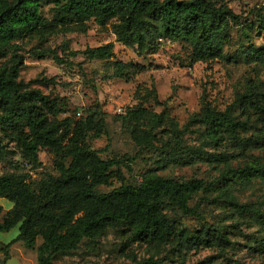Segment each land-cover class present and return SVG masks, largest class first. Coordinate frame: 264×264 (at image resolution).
Here are the masks:
<instances>
[{"label":"rangeland","instance_id":"obj_1","mask_svg":"<svg viewBox=\"0 0 264 264\" xmlns=\"http://www.w3.org/2000/svg\"><path fill=\"white\" fill-rule=\"evenodd\" d=\"M216 2L232 9L239 21L231 29L222 57L209 61L192 62L190 46L178 40H151L144 51L126 47L116 42L110 23L100 27L89 22L85 32L33 34L5 48L0 67H9L14 53L20 56L19 80L58 97L65 108L59 119L83 118L92 111L104 119L98 137L88 133V146L104 160L119 158L124 163L111 167L109 183L98 185V193L122 183L137 185L149 171L179 180L202 179L228 190L224 196L219 191L195 192L189 200L193 214H182L176 207L168 210L179 235L166 243L138 240L132 227L121 223L95 238L82 239L72 251L56 255L53 264H264V222L235 209V203L246 204L264 214V142L260 136L264 115L234 109L237 119L248 120L249 129L225 134L217 142L207 140L198 120L204 103L224 110L248 90L258 92L264 101V65L243 56V49L250 45L264 48V18L259 16L264 0ZM48 8L44 6L43 14L50 18ZM106 43L113 44V57L89 59L84 54L86 48ZM117 62L127 64L124 71H131L127 78L114 75ZM136 106L145 109L139 118L129 116ZM153 114H162L163 122L151 128ZM189 120L192 123L186 126ZM177 131L182 132L180 137ZM178 141L185 150L202 155L190 157L185 164L172 163L165 150ZM0 144L7 149L0 158V174H17L35 190L39 182L58 175L48 150L23 149L4 138L1 129ZM218 153L225 157L210 156ZM256 165L261 175L249 181L235 177L227 185L223 179L228 168ZM0 205L2 217L13 203L0 197ZM211 227L219 231L222 241L207 245L186 240ZM17 234L18 226L0 232V248ZM41 242L38 237L33 248L22 241L10 243L0 251V264H39L36 248Z\"/></svg>","mask_w":264,"mask_h":264},{"label":"trees","instance_id":"obj_2","mask_svg":"<svg viewBox=\"0 0 264 264\" xmlns=\"http://www.w3.org/2000/svg\"><path fill=\"white\" fill-rule=\"evenodd\" d=\"M44 6H49L50 18L43 14ZM259 11L264 18V5L259 6ZM238 21V14L216 0H0V57L18 39L56 31L85 32L88 23L93 22L100 27L110 23L116 42L126 47L144 51L150 48L151 40H178L190 46L192 62L209 61L222 57ZM51 54L56 57L53 51ZM84 54L89 59H109L114 56L113 44L88 47ZM243 56L264 65V48L250 45L243 49ZM19 58L14 53L12 64L0 67V129L4 138L23 149L51 152L58 175L39 182L35 190L17 174H0V197L13 203L2 217L0 205V232L18 226V234L5 248L14 241L33 248L40 237L37 262L53 264L56 255L72 251L82 239L95 238L121 223L132 227L136 239L162 244L179 235L168 210L176 207L182 214L195 213L189 200L199 190L227 195L226 188L202 179L179 180L153 171L145 173L137 185L122 183L98 193V185L109 183L111 167L124 163L119 158L104 160L88 146V133L98 137L104 130V119L95 111L83 118L59 119L57 116L65 112L61 100L19 80ZM126 65L117 62L114 75L127 78L131 71H124ZM234 109L264 115V101L258 92L248 90L238 94L224 110L204 103L198 120L207 140L217 142L225 134L249 129L248 120L237 119ZM144 112V108L136 106L129 110V116L139 118ZM161 122L162 114H153L151 128ZM191 123L189 120L186 126ZM181 133L177 131V137ZM260 136L264 142V130ZM165 151L172 163L180 164L202 155L198 150H185L180 141ZM6 153L0 144V158ZM255 175H261L260 165L228 168L223 179L228 185L235 177L249 181ZM235 209L264 222V214L249 205L235 203ZM189 239L207 245L213 240L222 241L214 227L186 238Z\"/></svg>","mask_w":264,"mask_h":264},{"label":"built area","instance_id":"obj_3","mask_svg":"<svg viewBox=\"0 0 264 264\" xmlns=\"http://www.w3.org/2000/svg\"><path fill=\"white\" fill-rule=\"evenodd\" d=\"M264 5V2H263V4H262V6Z\"/></svg>","mask_w":264,"mask_h":264}]
</instances>
